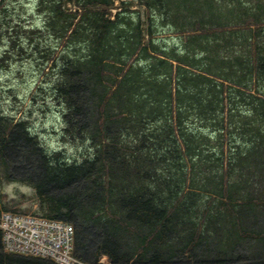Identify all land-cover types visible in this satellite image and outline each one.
Segmentation results:
<instances>
[{
	"label": "trees",
	"instance_id": "obj_1",
	"mask_svg": "<svg viewBox=\"0 0 264 264\" xmlns=\"http://www.w3.org/2000/svg\"><path fill=\"white\" fill-rule=\"evenodd\" d=\"M36 2L39 24L16 29L28 38L0 67L30 42L62 141L86 153H48L0 112V188L21 147L38 206L0 200V213L72 224L87 264H264V0H136L145 24L116 0ZM0 264L55 263L4 252L0 233Z\"/></svg>",
	"mask_w": 264,
	"mask_h": 264
},
{
	"label": "rangeland",
	"instance_id": "obj_2",
	"mask_svg": "<svg viewBox=\"0 0 264 264\" xmlns=\"http://www.w3.org/2000/svg\"><path fill=\"white\" fill-rule=\"evenodd\" d=\"M121 2L131 4L126 8L138 12L142 23L145 24V9L139 6L136 0H116L118 5ZM36 3V0H7L0 5V33L5 37V40L0 42V57L10 48L9 40H17L19 36L26 37L19 31L20 29L39 24V19L33 18L32 15ZM17 28L19 30H16ZM6 31L9 32L8 35H5ZM48 35L45 32V36ZM155 38L160 40V44L167 42L173 44L178 41L177 35L164 32L161 28L157 29ZM45 43L55 45L51 38H47L44 45ZM20 46L26 50V58L20 57ZM60 51L61 47L58 48L57 53ZM29 54H34V58ZM8 55L12 57L6 63L8 65L0 67V112L16 115L17 120L19 118L27 120L32 131L39 134L40 141L48 153H60L62 157L67 156L72 162L83 158L86 152L81 145L65 144L62 141L61 109L53 98V93L47 88L37 89L42 77L39 78L40 63L36 60L38 53H35L33 45L22 38ZM33 97H36V100H33ZM21 149V147L11 148L8 152L15 174L10 182L1 186L0 200L2 205L6 202L18 203L22 209H31L32 213L37 211L38 206L33 204L34 189L26 183V180L34 179L35 163L33 158H23L20 154ZM2 195L7 196L4 201Z\"/></svg>",
	"mask_w": 264,
	"mask_h": 264
},
{
	"label": "built area",
	"instance_id": "obj_3",
	"mask_svg": "<svg viewBox=\"0 0 264 264\" xmlns=\"http://www.w3.org/2000/svg\"><path fill=\"white\" fill-rule=\"evenodd\" d=\"M0 233L2 248L9 254L55 264H87L75 256V228L68 222L1 212ZM98 264L111 263L103 256Z\"/></svg>",
	"mask_w": 264,
	"mask_h": 264
}]
</instances>
